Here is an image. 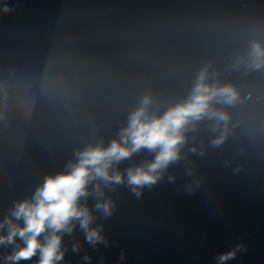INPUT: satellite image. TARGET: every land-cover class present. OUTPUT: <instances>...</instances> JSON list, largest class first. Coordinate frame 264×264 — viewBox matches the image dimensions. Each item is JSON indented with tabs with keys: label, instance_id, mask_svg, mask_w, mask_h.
<instances>
[{
	"label": "water",
	"instance_id": "water-1",
	"mask_svg": "<svg viewBox=\"0 0 264 264\" xmlns=\"http://www.w3.org/2000/svg\"><path fill=\"white\" fill-rule=\"evenodd\" d=\"M252 39L264 41V0H0V223L78 149L117 139L142 95L162 113L211 61L221 82L252 94L227 109L239 125L214 146L218 133L201 122L140 196L105 188L110 216L94 195L82 200L107 243L90 244L77 223L58 264H220L234 250L223 264H264V72L227 68ZM153 158L141 150L117 167ZM15 247L0 245V264Z\"/></svg>",
	"mask_w": 264,
	"mask_h": 264
},
{
	"label": "clouds",
	"instance_id": "clouds-1",
	"mask_svg": "<svg viewBox=\"0 0 264 264\" xmlns=\"http://www.w3.org/2000/svg\"><path fill=\"white\" fill-rule=\"evenodd\" d=\"M227 68L245 76L264 72V41L252 39L244 53L231 58ZM220 75L213 62H205L196 71L188 95L170 101L162 113L152 110L156 101L151 94L142 95L117 139H112L106 147L100 140L78 149L75 159L66 165L67 171L46 176L33 197L16 203L10 217L6 216L0 223V230L7 226V234L0 236V245L16 246L7 260L18 264L39 254L38 264H58L64 258L62 237L71 234L77 223L90 244L107 243L101 228L92 226L95 217L82 200L94 195L95 208L110 216L113 201L104 198V189L126 183L140 196L145 186L156 184L171 164L182 159L187 134L197 131L203 121H208L211 131L218 133L211 143L223 144L232 127L240 123L237 120L233 125V114L227 109L245 108L252 94L243 92L234 83L221 82ZM256 99L259 102L260 97ZM141 150L154 153V158L121 172L117 166ZM189 151L195 152L196 148ZM17 238L23 242L22 247ZM78 249L79 244L73 245L74 251ZM235 255V250L221 255L220 264Z\"/></svg>",
	"mask_w": 264,
	"mask_h": 264
}]
</instances>
